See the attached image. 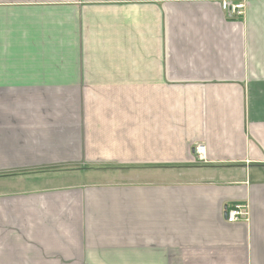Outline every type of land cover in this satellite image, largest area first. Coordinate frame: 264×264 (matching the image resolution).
<instances>
[{"label":"crops","instance_id":"obj_1","mask_svg":"<svg viewBox=\"0 0 264 264\" xmlns=\"http://www.w3.org/2000/svg\"><path fill=\"white\" fill-rule=\"evenodd\" d=\"M221 1L0 0V264H264V0Z\"/></svg>","mask_w":264,"mask_h":264},{"label":"built area","instance_id":"obj_2","mask_svg":"<svg viewBox=\"0 0 264 264\" xmlns=\"http://www.w3.org/2000/svg\"><path fill=\"white\" fill-rule=\"evenodd\" d=\"M221 8L229 14L230 17H239L243 13V3L233 0H222ZM196 158H205V145L203 143L194 146ZM225 221L235 222L239 220H247L248 210L245 202H231L225 207Z\"/></svg>","mask_w":264,"mask_h":264}]
</instances>
